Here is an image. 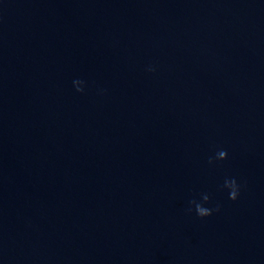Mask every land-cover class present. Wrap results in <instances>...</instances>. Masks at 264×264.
<instances>
[{
	"label": "water",
	"instance_id": "water-1",
	"mask_svg": "<svg viewBox=\"0 0 264 264\" xmlns=\"http://www.w3.org/2000/svg\"><path fill=\"white\" fill-rule=\"evenodd\" d=\"M0 264H264V0H0Z\"/></svg>",
	"mask_w": 264,
	"mask_h": 264
},
{
	"label": "clouds",
	"instance_id": "clouds-1",
	"mask_svg": "<svg viewBox=\"0 0 264 264\" xmlns=\"http://www.w3.org/2000/svg\"><path fill=\"white\" fill-rule=\"evenodd\" d=\"M153 70L154 69H149V71H153ZM73 83L76 85V90L77 91L83 92L84 89L82 87H80V85L84 83L83 81L76 80ZM226 158H227L226 150H220V151L217 152L215 158L209 157V161L208 162H209V164H212L214 162V159L224 160ZM222 188L228 189L229 199L236 200L238 198L239 191H240V185H238L237 180L235 178H226L224 180ZM202 201H203V203L198 202L195 199L189 201L190 205H194L195 212H196V214L199 217L204 218V217L212 215V213L214 211H219L220 210V206L218 204L214 208H209V207H205L204 206V204H206V203H208L210 201V196L207 193H203L202 194ZM192 210H193L192 207H189L187 209V211L189 213H191Z\"/></svg>",
	"mask_w": 264,
	"mask_h": 264
}]
</instances>
